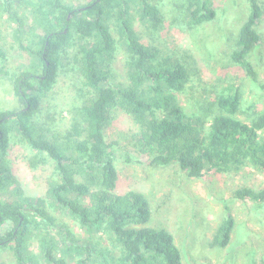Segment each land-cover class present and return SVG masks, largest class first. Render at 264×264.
<instances>
[{"label":"trees","instance_id":"obj_1","mask_svg":"<svg viewBox=\"0 0 264 264\" xmlns=\"http://www.w3.org/2000/svg\"><path fill=\"white\" fill-rule=\"evenodd\" d=\"M185 2L181 21L187 30L198 33L214 20L213 0ZM246 2L248 14L230 38L227 66L237 67L250 86L264 90L252 65L260 53L262 9L259 0ZM3 17L15 25L8 38L20 62L10 77L0 74V88H11L19 105L0 109V227L14 223L0 235V251L12 254L13 264H184L174 236L149 226L147 198L135 191L115 193L118 175L112 143L105 136L112 115L121 110L131 119L135 145L150 166L176 165L189 178H201L212 171H238L248 163L264 171V104L250 106L245 120L237 118L244 113L243 97L228 82L202 108L185 110L179 102L191 76L185 62L144 44L136 30L137 22L154 32L163 22L161 10L148 0H88L80 5L0 0ZM5 42L0 40V58L7 61L11 52ZM119 53L124 81L112 71ZM61 73H73L83 94L69 110L70 129L58 135L39 124L38 115ZM12 137L37 154L33 167L46 159L53 164L46 200L23 203L12 196L18 182L5 160ZM235 196L264 209V188H242ZM56 214H66L84 235ZM234 224L227 214L211 245L225 249ZM240 228L248 234L246 227ZM247 234L240 243V264H264V252L258 262ZM222 264L238 262L226 254Z\"/></svg>","mask_w":264,"mask_h":264},{"label":"rangeland","instance_id":"obj_2","mask_svg":"<svg viewBox=\"0 0 264 264\" xmlns=\"http://www.w3.org/2000/svg\"><path fill=\"white\" fill-rule=\"evenodd\" d=\"M62 1L80 5L88 0ZM148 1L161 10L163 22L155 32L137 22L136 30L144 44L155 45L185 62L188 74L191 73L185 93L179 95V102L185 110L191 112L202 108L205 102H209L208 98H212L220 86L228 82L234 83L243 97L244 113L239 112L237 118L245 120V114H251L250 106L262 108L264 90L259 86H250L237 67L227 66L226 56L233 43L230 38L234 39L236 29L248 14L246 0H213L216 16L213 21L201 26L198 33L187 30L186 24L181 21L186 8L185 0ZM259 4L262 9L258 25L261 45L260 53L252 58V65L259 74V83L264 84V0H259ZM7 19L0 18V40L6 41L11 55L7 61L0 58V74L10 77L20 61L8 38L15 25ZM112 67L117 78L124 81L120 53ZM82 88L73 73L59 74L53 91L42 103L39 124L46 123L44 127H50L52 133L58 135L69 130L73 115L69 110L80 104ZM18 106L13 90L0 88V109L9 111ZM112 116L105 136L106 141L112 143L111 151L118 175L115 193L123 195L135 191L147 198L151 215L149 226L165 228L174 236L176 245L183 251L184 264H222L226 254L234 256L240 264V243L247 234L240 225L247 228V245L254 248L259 262L264 252V209H257L249 201L237 198L235 191L264 188V171L248 163L239 167L238 171H212L201 178H189L176 165L153 168L149 165L148 156L141 154L135 145L133 136L136 128L131 119L121 110L115 111ZM36 155L26 144L11 138L5 160L18 182V187L11 189V194L23 203L30 198L47 199L46 180L53 164L46 159L33 167L32 159L39 158ZM227 214L233 218L236 228L231 234V243L225 249H217L210 241L217 225ZM55 216L67 223L73 232L84 235L66 214ZM13 227L14 223L1 226L0 235ZM35 245V241L30 242L31 250L34 251ZM13 263V256L8 250L0 251V264Z\"/></svg>","mask_w":264,"mask_h":264}]
</instances>
